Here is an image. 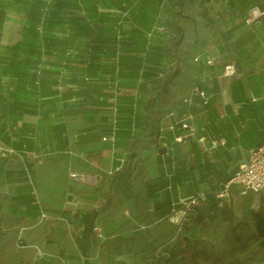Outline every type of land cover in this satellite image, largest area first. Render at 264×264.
<instances>
[{"label": "crops", "instance_id": "obj_1", "mask_svg": "<svg viewBox=\"0 0 264 264\" xmlns=\"http://www.w3.org/2000/svg\"><path fill=\"white\" fill-rule=\"evenodd\" d=\"M5 1L0 0L5 14L15 16L0 22V75H14L15 92L10 103H0V153L12 148L17 154L0 156V200L8 207L5 218L11 214L25 222L13 227L18 241L24 244L34 233L29 247L10 249L5 264H85L86 258L93 264L89 256L81 263L60 259L67 247L73 250L67 233L72 224L80 248L89 254L85 224L90 213L106 237L127 224H164L174 205L199 192L208 201L185 232L201 223L211 201L228 210L219 207L217 193L248 151L264 144V18L255 25L244 21L251 7L264 11V0H173L172 7L162 0H14L29 3L33 11L48 8V16L59 1L73 3L64 22L48 26L37 12H29V20L21 11L7 12ZM39 1L42 6L34 4ZM121 24L119 40L115 30ZM159 26L166 32H157ZM149 32H154L151 40ZM167 35L170 43L180 42V68L171 81L174 102L165 106L160 80L174 59ZM90 37L98 40L99 50L85 65L79 45ZM117 58L121 68L115 76ZM210 58L213 65L206 64ZM228 65L236 73L219 78ZM38 73L43 77L34 76ZM196 85L209 98L207 105L194 101V124L206 142L178 144L179 132L170 129L174 119L164 115L181 116ZM115 97V141L103 142L111 136ZM210 139L226 144L207 152ZM32 153L43 160L36 162ZM35 198L49 214L38 226ZM6 221L2 227L11 228Z\"/></svg>", "mask_w": 264, "mask_h": 264}, {"label": "rangeland", "instance_id": "obj_2", "mask_svg": "<svg viewBox=\"0 0 264 264\" xmlns=\"http://www.w3.org/2000/svg\"><path fill=\"white\" fill-rule=\"evenodd\" d=\"M162 1H166L171 6L173 0ZM5 2L8 3L6 4L8 5L7 12L15 14L21 11L23 12L22 17L28 20L32 18L29 15L31 11L39 13L41 17L43 15L42 11L31 10L29 3L18 4L14 0ZM123 8L124 12L128 13L127 4ZM11 16L5 14L4 18L8 20ZM115 31L117 36L121 37L119 40H122L123 24L117 26ZM164 39L168 41V35ZM168 43L175 58L176 53H179L177 47L180 42L170 43L169 40ZM123 48L124 44L121 43L119 50L122 51ZM172 62L173 60L169 62L165 70L166 74L160 80L165 93L163 95L165 106L174 102L170 96L171 81L176 77L180 68V62L178 65ZM115 64L120 69L121 59L115 61ZM34 76L38 79L43 77L42 74ZM14 82L12 73L0 75V90L4 93L0 95V103H10L11 96L15 92ZM232 194L231 208L220 210L211 201L201 223L192 232H185L184 226H178L170 218L164 224H148L143 227L127 224L120 229V233L106 232L103 240H99L93 233L90 238L91 250L88 255H84L80 248L82 247L80 234L75 233L76 230L72 224L67 227V233L73 250L67 247L61 253L60 259L62 261L70 258L75 261L80 260L81 263L83 257L89 256L93 264H264V236L259 233L257 224V216H259L263 221L264 230V192L241 195L239 188H235ZM4 209L7 210L8 207L6 208V204L0 200V264H5L4 259L8 256L10 249L18 250L22 249V246L29 247V240L34 235L33 232H29L24 244L18 241L15 235L18 228L15 230L13 227L24 226L25 222L23 219H13L11 214L5 218ZM97 219L95 218L94 225ZM6 220L10 221L11 228L2 227L3 223L7 222ZM11 258L14 259V256L11 255Z\"/></svg>", "mask_w": 264, "mask_h": 264}, {"label": "built area", "instance_id": "obj_3", "mask_svg": "<svg viewBox=\"0 0 264 264\" xmlns=\"http://www.w3.org/2000/svg\"><path fill=\"white\" fill-rule=\"evenodd\" d=\"M125 7V5H124ZM43 19L47 12V9H43ZM124 17L127 16V13L123 14ZM264 18V11L255 6L251 7L245 15L244 21L247 25H255ZM156 31L159 33H165L166 29L162 26L156 28ZM39 32L43 33V26H39ZM154 36V32L147 33V37L151 40ZM119 60V58H117ZM180 61L179 56H176L173 59V64L178 65ZM207 65H213V59L206 60ZM119 68L115 70V76L119 74ZM236 73V69L234 65H228L224 68V71L219 78L229 77ZM39 74V73H38ZM207 76L202 77V82L206 81ZM39 85V80L37 81ZM198 99L204 105H207L209 102V98L206 94L205 89L201 85L194 86L189 96L184 100V104L186 105V110L181 116H176L175 113L169 112L164 115V118H173L174 121L170 126L172 131H178L179 134L175 138V142L178 144L184 143L190 140H197L198 142L204 144L206 139L204 137H198V131L195 127V109H194V101ZM112 115V127H111V136L103 137V142H114L115 135L118 128V119H119V110L117 105V97L113 100V105L111 108ZM208 142V146H206L205 150L207 152H212L216 150L219 146H224L226 141L224 139H210ZM16 151L12 148L3 151L0 153L1 158L6 159L11 156L16 155ZM32 156L36 162H41L44 158L43 155L32 153ZM24 172L26 174V178L28 181L32 182V176L30 169L28 167L24 168ZM73 178H79L77 174H72ZM235 188H239V192L241 195H247L249 193L252 194H260L264 192V144L253 148L248 151L247 158L239 165L236 173L229 179V181L223 185L222 189L217 193L216 199L218 201V205L222 209H229L232 207V193ZM208 201L207 195L205 193L199 192L196 194L188 195L182 198L176 205H174L172 211L171 221L178 226H185L187 224H191L195 222L199 218V208ZM34 205L37 207L39 211V218L37 220V226L41 225L43 222L49 219V214L44 206V204L35 198ZM94 235L99 239L103 240L104 233L100 226L95 225L93 228ZM21 240V239H20Z\"/></svg>", "mask_w": 264, "mask_h": 264}, {"label": "trees", "instance_id": "obj_4", "mask_svg": "<svg viewBox=\"0 0 264 264\" xmlns=\"http://www.w3.org/2000/svg\"><path fill=\"white\" fill-rule=\"evenodd\" d=\"M34 4L42 6L41 1L34 3ZM71 6H73L72 2L59 1L58 7L53 9L49 16H48V8H47V12L44 16L43 24H46L47 26H48V24L49 25L61 24L62 19H63V22H64V20H66V17H63L65 9H68ZM4 17H5V5L0 3V22L3 21ZM36 18H38V17H36ZM42 19H43V16H42ZM42 19L40 18V20H42ZM69 20L74 25H77V23H78V21L74 18V16H71ZM96 36H97V33H96ZM98 45H99L98 40H96L95 37H90L89 40H87L82 46L79 45V48H81V47L83 48V63L85 65H90L92 63L93 58H94L93 52L99 50ZM143 66H146V62H144ZM85 96H86V94H85ZM257 219H258V221H257L258 231L261 235L264 236L263 221L260 219L259 216H257ZM94 223H95V218H94L93 214L90 213L87 217V221L85 224L86 238H88V239L91 238L93 235V228L95 226ZM85 264H90L87 258L85 259Z\"/></svg>", "mask_w": 264, "mask_h": 264}, {"label": "water", "instance_id": "obj_5", "mask_svg": "<svg viewBox=\"0 0 264 264\" xmlns=\"http://www.w3.org/2000/svg\"><path fill=\"white\" fill-rule=\"evenodd\" d=\"M68 200H69V201H72V197H71V196H69V197H68Z\"/></svg>", "mask_w": 264, "mask_h": 264}]
</instances>
